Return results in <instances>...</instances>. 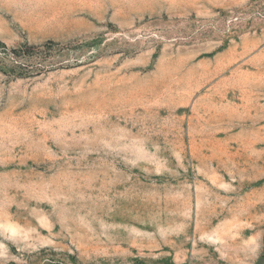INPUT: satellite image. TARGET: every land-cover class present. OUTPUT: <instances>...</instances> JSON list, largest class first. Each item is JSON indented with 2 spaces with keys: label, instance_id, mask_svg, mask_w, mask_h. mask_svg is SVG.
I'll return each instance as SVG.
<instances>
[{
  "label": "rangeland",
  "instance_id": "rangeland-1",
  "mask_svg": "<svg viewBox=\"0 0 264 264\" xmlns=\"http://www.w3.org/2000/svg\"><path fill=\"white\" fill-rule=\"evenodd\" d=\"M0 264H264V0H0Z\"/></svg>",
  "mask_w": 264,
  "mask_h": 264
}]
</instances>
